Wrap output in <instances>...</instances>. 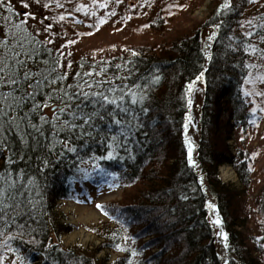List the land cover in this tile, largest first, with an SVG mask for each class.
I'll return each mask as SVG.
<instances>
[{
  "label": "trees",
  "instance_id": "trees-1",
  "mask_svg": "<svg viewBox=\"0 0 264 264\" xmlns=\"http://www.w3.org/2000/svg\"><path fill=\"white\" fill-rule=\"evenodd\" d=\"M257 1L229 0L212 12L203 28H216L208 56L197 29L125 56L67 59L58 42L6 17L9 8L0 11V264L3 258L7 264H128L133 257L131 264H224L199 174L226 224L231 263L264 264L255 248L247 250L240 230L247 226L242 197L250 166L246 153L233 152L228 142L236 127L246 129L253 120L246 85L264 73V10L250 23L242 17ZM167 3L151 15V29L163 26L155 15ZM201 73L195 166L184 133L186 87ZM225 164L233 166L241 188L221 181ZM87 181L117 189L140 183V189L130 197L132 208L99 204L115 220L98 234L105 246L65 249L53 241L68 230L58 202L88 199ZM261 207L264 212V201ZM136 225L142 228L134 231ZM147 236L146 245L141 239ZM113 246L123 256L110 263L97 257ZM147 253L151 258L144 259Z\"/></svg>",
  "mask_w": 264,
  "mask_h": 264
},
{
  "label": "rangeland",
  "instance_id": "rangeland-1",
  "mask_svg": "<svg viewBox=\"0 0 264 264\" xmlns=\"http://www.w3.org/2000/svg\"><path fill=\"white\" fill-rule=\"evenodd\" d=\"M172 1L0 0V11L9 8V10L6 9V17L12 15L24 28L36 33L41 39L52 43L58 42L61 52L67 59L82 56L91 60H102L120 54L125 56L134 53L140 45L163 39L169 41L176 36L193 33L197 29L203 30L202 46L204 45L203 49L208 56L216 28H203L209 21L212 12L225 5L229 0H176L173 4ZM146 2L150 3V8L146 6ZM166 2H168L166 7L155 15L156 19L160 18L163 21L162 29L161 27L159 30L151 29L148 26L151 15L155 14ZM257 2V6L248 8L242 16L247 23H250V16H255L260 9L264 10V0ZM55 7L56 12H53ZM55 20L61 21V23L56 25ZM190 85L191 87H189ZM186 89L188 108L185 115V141L188 150L191 148V161L196 166L195 152L200 137L199 119L204 93L203 78H196L187 85ZM246 92L249 99L252 100L250 107L254 109L253 120L246 129L236 127L232 139L228 142L233 152L241 149L246 153L250 166V185L242 197L249 210L247 226L240 230L244 243L249 248L247 250L250 252L251 248H255V256L264 263V212L261 207V201H264L262 197L264 187V73L252 75L246 85ZM224 166L232 168L235 178H223L222 169ZM196 168H199L198 164ZM199 176L208 194L209 221L215 231V242L222 262L238 264L235 260L231 263V258H233L231 242L228 235H223L227 234V228L218 210L216 197L212 195L204 174H199ZM218 176L223 183L233 188H241L238 175L231 164L222 165L219 168ZM87 182L89 190L92 191L89 199H62L58 202L57 215L68 230L63 231L58 238L54 237L53 241L58 242L65 249L76 246L93 249L105 246L106 244L98 234L105 231L104 228L107 224L113 225L115 220H112L111 215L104 214L98 205L102 202L107 203L111 210H114L116 205H127L132 208L134 204H131L130 199L132 198L130 197L136 196L140 189V183L128 188L117 189L111 185L98 187L90 181ZM76 189L81 192V185L77 184ZM217 219L220 220L219 224L215 222ZM141 228V225H136L132 229L138 231ZM143 236L146 235L143 234ZM149 238L147 236L141 240ZM134 242L129 239L127 244L131 245ZM132 245L135 246V244ZM107 251L109 255H107ZM121 256H123L122 252L115 249L114 246L106 250L101 249L97 253V257L102 260L109 259L107 263L114 262ZM39 258L42 260L43 256ZM8 262L7 258H3V264Z\"/></svg>",
  "mask_w": 264,
  "mask_h": 264
},
{
  "label": "bare ground",
  "instance_id": "bare-ground-1",
  "mask_svg": "<svg viewBox=\"0 0 264 264\" xmlns=\"http://www.w3.org/2000/svg\"><path fill=\"white\" fill-rule=\"evenodd\" d=\"M120 106V105H119ZM187 106H188V101H187ZM188 108V107H187ZM222 176H223V178H225V179H231V178H235V174H234V171L232 170V168H230V167H228V166H224L223 167V169H222ZM103 185H107V184H105V183H103L102 181H101V184L99 185V186H103ZM151 239L149 238V239H147L146 241H145V244L147 245V243L146 242H148V241H150ZM149 244H151V241H150V243ZM149 247V249H152L151 248V246L149 245L148 246ZM147 250V249H146ZM153 250H155V251H157L158 249L157 248H153ZM145 254V253H144ZM146 258H151V256H150V254H146V255H144V259H146ZM133 260H134V257L133 258H129V260H127L126 262L128 263V264H131L132 262H133Z\"/></svg>",
  "mask_w": 264,
  "mask_h": 264
},
{
  "label": "snow or ice",
  "instance_id": "snow-or-ice-1",
  "mask_svg": "<svg viewBox=\"0 0 264 264\" xmlns=\"http://www.w3.org/2000/svg\"><path fill=\"white\" fill-rule=\"evenodd\" d=\"M249 35H251V33H249ZM210 39H211V37H210ZM202 76H203V73H201V75L200 76H198L197 77V79H201L202 78ZM189 87H191V85L189 86ZM104 100H107V97H104ZM109 155H111V154H109ZM189 160H190V163L192 162L191 161V148H189ZM98 207H99V205H98ZM212 207H215L214 205H212ZM217 224H219L220 223V220L219 219H217L216 221H215ZM223 235H227L226 233H224Z\"/></svg>",
  "mask_w": 264,
  "mask_h": 264
}]
</instances>
